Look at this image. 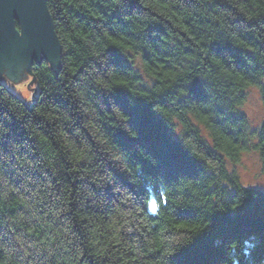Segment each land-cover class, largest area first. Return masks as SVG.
<instances>
[{"label":"trees","instance_id":"16d2710c","mask_svg":"<svg viewBox=\"0 0 264 264\" xmlns=\"http://www.w3.org/2000/svg\"><path fill=\"white\" fill-rule=\"evenodd\" d=\"M46 3L58 69L31 104L0 83V264H264L235 172L264 163V0Z\"/></svg>","mask_w":264,"mask_h":264},{"label":"water","instance_id":"95a60500","mask_svg":"<svg viewBox=\"0 0 264 264\" xmlns=\"http://www.w3.org/2000/svg\"><path fill=\"white\" fill-rule=\"evenodd\" d=\"M15 21L21 35L14 30ZM60 47L46 0H0V83L20 100L31 104L37 84L31 62L60 64Z\"/></svg>","mask_w":264,"mask_h":264},{"label":"rangeland","instance_id":"374dc122","mask_svg":"<svg viewBox=\"0 0 264 264\" xmlns=\"http://www.w3.org/2000/svg\"><path fill=\"white\" fill-rule=\"evenodd\" d=\"M48 13L53 24V19L49 9ZM20 28L21 26L15 21L14 30L17 35L22 34ZM58 44L60 47L59 40ZM45 64L48 65V62H45ZM35 65H40L39 60L36 59L31 62V71ZM35 82L37 84V94L33 101L37 99V95L39 92V85L36 80ZM240 111L246 116L249 125L251 126L250 128L258 127L262 123V121L264 120V111L262 107L261 96L257 88L251 87L246 91L245 98L240 105ZM235 172L239 178L240 183H242L243 186L256 189H264V163L261 161L256 152L251 150L249 152L243 153L240 156L239 163L235 165Z\"/></svg>","mask_w":264,"mask_h":264},{"label":"snow or ice","instance_id":"6c2138e0","mask_svg":"<svg viewBox=\"0 0 264 264\" xmlns=\"http://www.w3.org/2000/svg\"><path fill=\"white\" fill-rule=\"evenodd\" d=\"M187 82L192 84L191 89H189L188 91H191V92L194 93L197 90L198 85L196 83L192 82L190 79ZM179 87H182V85L179 86ZM188 91H181L180 95L181 96H187L188 95ZM141 95H143V94H141ZM144 100H145V103L147 104V107H148V109L150 111H152V112H156L157 111V108L153 106V101L152 100L147 99V97H145ZM156 104H159V101H156ZM148 206L153 210V212L156 211V206H155L154 202L152 204H149Z\"/></svg>","mask_w":264,"mask_h":264},{"label":"bare ground","instance_id":"6f19581e","mask_svg":"<svg viewBox=\"0 0 264 264\" xmlns=\"http://www.w3.org/2000/svg\"><path fill=\"white\" fill-rule=\"evenodd\" d=\"M59 58H60V55H59ZM58 69V68H57ZM38 96V95H37ZM258 127H255V128H253V129H257ZM242 184V183H241ZM243 186V185H242ZM243 187H245V186H243ZM245 188H249V187H245ZM249 189H252V190H254V192H256V193H258V194H260V195H264V189H256V188H249Z\"/></svg>","mask_w":264,"mask_h":264}]
</instances>
